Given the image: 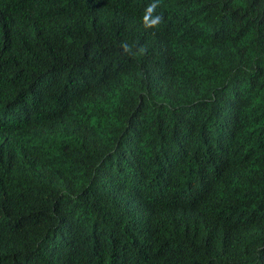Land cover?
<instances>
[{
    "label": "trees",
    "instance_id": "obj_1",
    "mask_svg": "<svg viewBox=\"0 0 264 264\" xmlns=\"http://www.w3.org/2000/svg\"><path fill=\"white\" fill-rule=\"evenodd\" d=\"M0 264H264V0H0Z\"/></svg>",
    "mask_w": 264,
    "mask_h": 264
},
{
    "label": "clouds",
    "instance_id": "obj_2",
    "mask_svg": "<svg viewBox=\"0 0 264 264\" xmlns=\"http://www.w3.org/2000/svg\"><path fill=\"white\" fill-rule=\"evenodd\" d=\"M158 7L157 2L150 3L146 9L145 14L143 16V23L147 28H154L158 26L162 21V16L156 15L153 16L156 8ZM125 50H127V46H125Z\"/></svg>",
    "mask_w": 264,
    "mask_h": 264
}]
</instances>
